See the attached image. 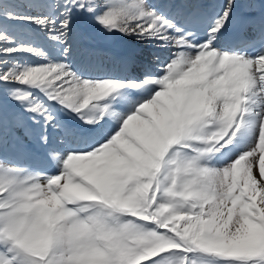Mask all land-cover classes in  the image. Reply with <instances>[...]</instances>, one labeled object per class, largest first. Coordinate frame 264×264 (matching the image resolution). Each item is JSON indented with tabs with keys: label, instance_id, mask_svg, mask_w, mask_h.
<instances>
[{
	"label": "snow or ice",
	"instance_id": "1",
	"mask_svg": "<svg viewBox=\"0 0 264 264\" xmlns=\"http://www.w3.org/2000/svg\"><path fill=\"white\" fill-rule=\"evenodd\" d=\"M0 264H264V0H0Z\"/></svg>",
	"mask_w": 264,
	"mask_h": 264
},
{
	"label": "bare ground",
	"instance_id": "2",
	"mask_svg": "<svg viewBox=\"0 0 264 264\" xmlns=\"http://www.w3.org/2000/svg\"><path fill=\"white\" fill-rule=\"evenodd\" d=\"M132 69H133V68H129V69H128V71H131V72H136V71H133Z\"/></svg>",
	"mask_w": 264,
	"mask_h": 264
},
{
	"label": "rangeland",
	"instance_id": "3",
	"mask_svg": "<svg viewBox=\"0 0 264 264\" xmlns=\"http://www.w3.org/2000/svg\"><path fill=\"white\" fill-rule=\"evenodd\" d=\"M136 71H138V69H136Z\"/></svg>",
	"mask_w": 264,
	"mask_h": 264
}]
</instances>
